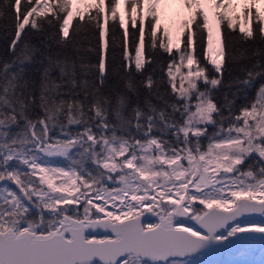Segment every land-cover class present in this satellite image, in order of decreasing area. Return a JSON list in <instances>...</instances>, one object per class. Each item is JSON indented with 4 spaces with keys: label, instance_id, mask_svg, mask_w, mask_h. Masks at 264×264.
I'll list each match as a JSON object with an SVG mask.
<instances>
[{
    "label": "snow or ice",
    "instance_id": "6c2138e0",
    "mask_svg": "<svg viewBox=\"0 0 264 264\" xmlns=\"http://www.w3.org/2000/svg\"><path fill=\"white\" fill-rule=\"evenodd\" d=\"M118 2H108L113 21ZM125 2L136 23L134 0ZM184 2L193 20L202 17L198 40L189 33L179 62L173 55L167 65L168 79L154 80L140 72L141 25L132 33L134 56L121 41V90L109 82V69L119 68L115 25L110 49L101 22L105 0H95V15L71 35L73 0H0V28L11 37L10 59H0V264H197L195 257L229 241L264 247V223H240L264 217V15L254 12L249 28L245 7L235 35L232 0H214L216 22L227 23L213 47L202 0ZM154 3L152 48L160 27V0ZM33 30L44 33L39 46L28 39ZM163 36L168 42L159 47L171 51L170 32ZM53 45L74 55L53 54ZM232 65L240 75L225 81Z\"/></svg>",
    "mask_w": 264,
    "mask_h": 264
},
{
    "label": "trees",
    "instance_id": "16d2710c",
    "mask_svg": "<svg viewBox=\"0 0 264 264\" xmlns=\"http://www.w3.org/2000/svg\"><path fill=\"white\" fill-rule=\"evenodd\" d=\"M108 2L109 0H105V13H102L101 15V22L105 23V27L107 29H109L108 31V36L106 37L109 40V45H110V49H111V41H112V29H113V25H115V32H116V55H117V59H116V67L119 68V74H116L115 72L112 71V69H109L110 71V77H109V82L111 84L115 85H119L121 90L123 88V83H124V69L122 67H120V64L122 63V57L120 55V53L123 51V49L121 48V41L124 40L126 38L127 41V46L129 48V50L131 51V54L134 56V49H132V33L136 32L137 29L142 25L144 28V37H143V48H142V59H143V68L140 70V72L144 73L145 76L147 74H151L153 76L154 80H160L161 78H163L165 81L168 79L167 77V65L170 63L171 61V57L173 55H175L177 57V61L179 60V56L181 55L180 51L178 50V48H174L171 49V51L166 52L163 48L159 47L160 42H164L166 43V41H164V36L162 34V30H160L158 28L157 30V47L156 48H152L151 46V35H150V31H149V23L151 22V17L148 15L146 18L143 19V16H140V13L142 11V7H143V3L144 0H138V3L136 2V0H134V2L131 5V13H138L137 16L140 17L141 20H137L136 18H133V15H131V18L133 20V22L136 20V23H131L130 19H128V24L123 25V28H121L119 26V21L121 20V16L120 13L118 11V17L116 21L111 20L110 17V13L107 12V6H108ZM93 8L91 11H89V9H87V13L82 16V17H74L72 19L71 22V26L69 28V33L70 35L72 34L73 29L77 26V24L79 23L80 25H83L86 20H87V16L88 15H95V8H94V4ZM118 7V5H117ZM245 7H251V11L249 12V17H248V25L247 27L249 28H254L255 22H254V18H253V13L256 11H259L261 13V15H264V8L260 7L256 2L254 3L253 6V0H246L244 3H241L238 8L235 9V11H230L229 15L233 16V24L236 25L237 21L235 19V17L238 15L240 17L239 19V23L238 26L234 29V30H228V31H233L235 35H242L239 32V28L240 27H244V8ZM219 11H222V9H220ZM52 14L51 12L48 13V16L50 17ZM107 15L109 17V19L107 20V22L104 21L103 17ZM195 15V13H194ZM192 18V17H191ZM44 18H38V22L40 20H42ZM202 20V17H196V20L191 19L189 24H188V28L184 31V35H183V43H182V48L181 50L183 51L185 49V40H186V36L189 33L194 34L193 35V39L194 41L198 40V36L196 35V22ZM2 23V22H0ZM210 23V21H209ZM226 21H224L223 23H219L220 28H221V38H223L225 29H226ZM45 28L47 29V25H45ZM27 31V29H26ZM205 49L207 47V32L205 30ZM44 33H37L35 32V30H33L29 36L28 39L34 43L37 44L39 46L40 40L43 39ZM83 35L81 36V39H83ZM11 37L9 38H5L4 37V32L3 29L0 28V59H10V56L8 54V44L10 42ZM137 40L139 41V34L137 33ZM93 42L94 38H93ZM193 55L197 56L199 58V54H200V48L198 46V44L194 43L193 45ZM51 52L53 54L57 53V52H61V53H66L68 55H74V53L71 51V49H61L59 47H57L56 45L52 46ZM93 62H95V57H92ZM225 60H227V56L225 57ZM209 69H211V65H208ZM225 67H228L227 63L225 64ZM238 66L237 65H232L231 66V75H229L228 72L224 73V80L228 81L233 79L234 77L240 75V73L237 71ZM133 70H134V65H133ZM140 72H135L134 70V76L135 79L137 81L141 80L143 77L140 75ZM161 91L163 92L164 89L162 88ZM170 91V90H169ZM227 91V89L225 88H221L220 91H218L216 93V98L218 101H222L223 99V93ZM231 91H235V89H232ZM148 96V90L144 87H141L140 89V94H139V101L141 103V106H143V100L145 99V97ZM166 98L168 99H174L173 96H171L169 94V96H167ZM242 94H241V99L237 100V104L239 105L240 103H242ZM153 103H159L156 100H153ZM56 162L60 165L64 164V161L61 158L56 157L55 158ZM89 167H91V165H89ZM153 221H155V218H153ZM255 257H257V255H255ZM216 264V263H215ZM220 264H223L222 262Z\"/></svg>",
    "mask_w": 264,
    "mask_h": 264
},
{
    "label": "rangeland",
    "instance_id": "374dc122",
    "mask_svg": "<svg viewBox=\"0 0 264 264\" xmlns=\"http://www.w3.org/2000/svg\"><path fill=\"white\" fill-rule=\"evenodd\" d=\"M170 0H160V3L156 7V12L159 15V29L162 30L163 34V29H167L170 34H171V40H172V48H178L180 53L182 54L183 51L181 50V46L183 43V35L184 31L186 29L183 28V21L184 20H190L192 19L191 17L194 15L195 10L190 11L186 6L184 0H178L176 9L173 10L172 12L168 13L167 10L165 9L166 4L169 3ZM245 0H232V6L234 8V11L238 6L244 2ZM255 2L262 8H264V0H255ZM87 4H95V0H73V5H72V11H73V18L77 17L75 16V11L77 8L81 9L82 16L86 13L87 11ZM155 7L154 0H145L144 5L142 7V11L140 13V16L144 15L146 16L149 15L148 11L152 8ZM126 2L125 0H119L118 2V11L121 16V20L124 21V25H126L128 21V13L126 10ZM202 8L204 11L208 12L209 15V21L210 24L213 28V47H218L219 41L221 40V29L219 28V23L216 22L215 18V13L218 11V9L215 8V3L214 0H202ZM137 12L136 13H131L133 15V18L137 17ZM72 21V20H71ZM71 21L69 28L71 26ZM164 41H167V38L164 37ZM179 62V60L177 61ZM187 62L185 61V65ZM198 67L197 64H193L192 68L195 69ZM187 67L181 69V73H186L187 72ZM181 73H177V83L179 82V76ZM200 86L202 87V81L198 82ZM185 86H187V81H185ZM56 157H53L52 159L56 164H58L55 160ZM60 165V164H59ZM248 223H264V220H246L245 223L243 224H248ZM184 226H187L184 225ZM257 255V257H255ZM195 260L197 261V264H215L214 262H211L210 259L208 258L207 254L197 256L195 257ZM264 261V247L261 246L260 241H249L247 244L242 245L239 247L236 253L230 252L226 253V255L223 257L221 262L223 264H261V262ZM221 262H216V264H220Z\"/></svg>",
    "mask_w": 264,
    "mask_h": 264
},
{
    "label": "water",
    "instance_id": "95a60500",
    "mask_svg": "<svg viewBox=\"0 0 264 264\" xmlns=\"http://www.w3.org/2000/svg\"><path fill=\"white\" fill-rule=\"evenodd\" d=\"M256 219L264 220V217H260L259 215H249V216L244 217L241 221L256 220ZM254 241H257V240H254ZM248 242L249 241H242L239 239L229 241L228 243L214 247L212 251L207 252L206 254L208 255L209 259L212 262L214 263L221 262V260L226 255V253H230V252L236 253L240 246L245 245Z\"/></svg>",
    "mask_w": 264,
    "mask_h": 264
},
{
    "label": "bare ground",
    "instance_id": "6f19581e",
    "mask_svg": "<svg viewBox=\"0 0 264 264\" xmlns=\"http://www.w3.org/2000/svg\"><path fill=\"white\" fill-rule=\"evenodd\" d=\"M178 0H170L167 6H165V9L167 10L168 13L172 12L173 10L176 9Z\"/></svg>",
    "mask_w": 264,
    "mask_h": 264
}]
</instances>
